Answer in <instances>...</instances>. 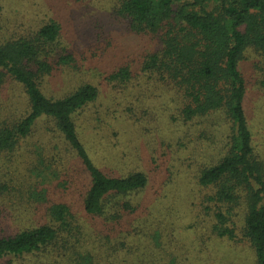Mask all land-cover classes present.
<instances>
[{
	"label": "trees",
	"instance_id": "1",
	"mask_svg": "<svg viewBox=\"0 0 264 264\" xmlns=\"http://www.w3.org/2000/svg\"><path fill=\"white\" fill-rule=\"evenodd\" d=\"M55 1L66 12H92L89 57L73 47L53 7L0 0V100L7 93L16 106L0 121V262L176 264L177 254H189L180 247L186 240L201 264L219 247L248 250L264 264V0ZM103 89L127 107L125 124L85 121L99 132L121 126L117 132L132 127L139 135L136 154L109 143L116 170L97 164L92 134L80 124ZM253 92L262 100L259 119L247 105ZM154 100L164 113L152 131L159 113L146 102ZM38 130L45 134L32 142ZM157 153L165 183L146 171ZM35 156L39 165L16 183L7 164ZM70 169L89 182L78 209L51 200L46 188L54 180L56 197L70 192ZM174 175L176 193L164 194L166 210L153 219L144 196L151 179L159 182L156 201Z\"/></svg>",
	"mask_w": 264,
	"mask_h": 264
},
{
	"label": "rangeland",
	"instance_id": "2",
	"mask_svg": "<svg viewBox=\"0 0 264 264\" xmlns=\"http://www.w3.org/2000/svg\"><path fill=\"white\" fill-rule=\"evenodd\" d=\"M41 0H28V2L26 4H31V6L38 7V8H44V10H46V7L48 8H54V14L55 16H57L56 18L58 20H60V22L62 23V25H64V28H66L67 30V34L69 39L71 40V42L73 43V47L79 52V48L82 49L85 53V55L87 57H89V54H86V52H88L89 47L85 45L86 40L89 42V35L91 34L90 31H92L91 29V15L92 12H89L87 10L82 9L80 6L76 7L75 9H69L67 12L66 10L61 7V4H57L56 8L55 6H53L52 4H56V3H60L58 1L55 0H42L45 2V4H40ZM23 3H25L26 1H22ZM38 2V3H37ZM89 2V1H87ZM84 1V5L87 3ZM98 11H100L98 9ZM15 13V12H14ZM14 13H8L7 19H10L11 21V25L12 26H16L17 25V17H14L13 14ZM101 14V13H100ZM99 14V15H100ZM98 15V14H97ZM106 14H103V16H105ZM13 17V18H12ZM16 19V20H15ZM110 38H118L117 34H113L110 33L109 34ZM91 37V36H90ZM85 40V41H83ZM125 43V42H124ZM80 53V52H79ZM251 66L247 65L246 69H250ZM57 83H60L62 81H56ZM9 96L8 94H4L1 97L0 100V121L11 117V116H15L16 114H13L12 112H14L16 110V106H13V108L10 109L9 105L10 102H5L6 99L8 100ZM247 105L250 111H252L255 115L256 119H259V107L262 104V100H260V97H258L254 92L253 93H249L247 96ZM121 101H114L112 102V96H111V91L110 89H108L106 91V89H103V93L101 96V99L99 100V102L93 106H91V110L90 113H84L82 115V118L80 120V124L82 125V128H85L84 133L85 135L88 134H92L89 137V141L91 143L92 148H90L91 153L93 154V157L95 160H97V164L101 165V167L103 169H110V170H116L115 167H113V163L111 161L110 158H112L115 153L112 152H108V145L109 143H113V145L119 144L118 147H122V148H127L129 151H133V154L138 153L137 150L140 147V143L139 141H137V136L138 132L134 131L132 127H127V129H122L120 130L121 132H117L119 131L117 129L115 130H106L104 132H99L97 130H95L89 123V121H85V118L90 116V115H95L97 116V118H102L103 120L108 122V125L104 126L107 127L110 124H116L117 127L120 125L118 121L116 120H121L123 122V119L120 117V115L124 114V110L127 108L126 106L122 105V106H116V104H119ZM144 102V101H143ZM154 104H151V102H146V104L148 103L149 105L152 106L151 111H153V109H155V112L159 113L158 116L156 117V119H154L153 123L149 126L150 129H152V131L154 130L153 128L158 127V123H160V116L161 114H163V108L161 107V104L158 103V101L154 100L153 101ZM125 102L122 100V104H124ZM137 104V103H136ZM147 104V106H148ZM257 110V111H256ZM137 111L134 110V113H136ZM115 115V116H114ZM126 119V118H125ZM143 125H146L149 123V119H145L143 120ZM158 122V123H157ZM124 123V122H123ZM125 124V123H124ZM43 125H41L39 128L41 129ZM124 126V125H123ZM122 126V128H123ZM132 128V129H131ZM105 130V129H104ZM96 131L98 133V135L101 137L98 142L94 140V135L96 134ZM151 132V130L149 131ZM45 134V130H38V132L36 133V137L32 138V142L38 141L39 138H42V136ZM151 136L152 133H149ZM140 137L142 139V142L144 143V137L143 134H140ZM259 139H257L258 142ZM142 152H144V146H142ZM146 152H147V148ZM140 151V150H139ZM44 158H46V160L50 159L47 151L44 152L43 155ZM146 159L148 160V157H146ZM39 158L38 156H35L34 158L30 159V161L26 160H21L17 157V161L15 164H7V169H8V173L10 174V177L12 179H14L16 181V183H23L25 181H27V179H29V174L32 170V168L38 164ZM153 163L155 164H151L148 165L146 164L148 167L146 169V171L148 172L149 168L151 170H153L154 172H157L159 174H161L163 180L161 181L162 183H165V181H167L166 179L168 178L166 175H164L163 173V169H162V162H161V153H157L156 155H154V158H152ZM151 161V162H152ZM49 162V161H48ZM60 163H53L52 166L55 169H52L54 172H56L57 168L58 170H62L61 169V165H59ZM175 173L176 171H180V166H178L176 169H174ZM70 173V174H69ZM76 173L73 170H69V172L67 171V175H70L72 177V185L73 188H71L70 192L67 193H63V191L61 190V195L59 197L57 196V193L59 192V190L56 191V182L54 180H51L47 185L46 188L48 190V195L49 198L53 201H60L61 199L59 198H64L65 200H67L66 202H71L73 204V206L78 209V203H80L82 205V200H83V196L85 195L87 189H88V185L89 182L86 183H81L79 181V175L78 173ZM171 178V176H170ZM179 180V181H178ZM173 181L175 182L173 185L169 186L166 188V190H164L162 192L161 196H158L159 199H157L155 201V197L154 195H156V190L157 188H159V182H157L155 179H151V186L149 188V190L146 192L145 196V200L146 203L148 204V211L147 214H149V216H152L153 219L155 218H159L161 216V212L164 213L166 210V205H162L159 203V200H162V202L164 201V194L167 195H173L174 193H176V191L174 190V188L177 189L176 185L178 183L181 182V178H177V175H174L173 177ZM182 185V184H179ZM175 186V187H174ZM173 197V196H172ZM9 207H11V204L9 203L8 205ZM152 207V208H149ZM178 217V218H177ZM175 217V219H179L180 222H182L183 224H186L188 222V220H191V217L187 216V217H181L177 216ZM182 233V232H181ZM188 241H181L180 243V247L183 246L185 248H187V250L189 251V254L187 255V257H182L179 256V254H177L176 258V264H201L199 263L197 260H195L194 256H195V251L191 248L190 244H188ZM180 250V248H179ZM179 250H176V252H178ZM244 252H241V250H238L237 252H227L225 250H223V248L219 247L217 248L216 251H212L213 254L211 257H207V261L205 262V258L203 260L204 264H256L255 263V259L254 256L251 254L250 251L248 250H242ZM229 253V254H226ZM21 262H23V264H32V262L28 259L25 260H15V259H10V258H6L4 259V261H1L0 264H21ZM137 264V263H136ZM147 264V263H145ZM150 264V263H148Z\"/></svg>",
	"mask_w": 264,
	"mask_h": 264
}]
</instances>
